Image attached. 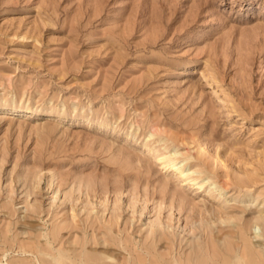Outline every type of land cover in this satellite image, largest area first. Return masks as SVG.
<instances>
[{
  "label": "rangeland",
  "instance_id": "374dc122",
  "mask_svg": "<svg viewBox=\"0 0 264 264\" xmlns=\"http://www.w3.org/2000/svg\"><path fill=\"white\" fill-rule=\"evenodd\" d=\"M0 264H264V0H0Z\"/></svg>",
  "mask_w": 264,
  "mask_h": 264
},
{
  "label": "bare ground",
  "instance_id": "6f19581e",
  "mask_svg": "<svg viewBox=\"0 0 264 264\" xmlns=\"http://www.w3.org/2000/svg\"><path fill=\"white\" fill-rule=\"evenodd\" d=\"M167 159H169V158H166V159L161 158V161L160 162H161V165H163L162 168L163 169H171L172 171H174V170L177 171L179 169L178 170L179 171L178 173L180 174L181 173L180 168L174 162H173L174 164H172V162L170 161V159H169V161ZM185 175L184 174H180L179 177H181L182 179H184L185 178ZM188 179H189V182L187 181ZM188 179H186V183L187 182L190 183L191 181L193 182L195 180V179L193 180V179H190V178H188Z\"/></svg>",
  "mask_w": 264,
  "mask_h": 264
}]
</instances>
